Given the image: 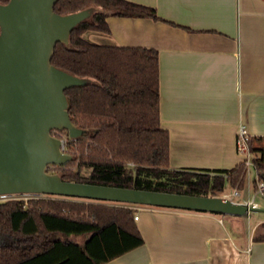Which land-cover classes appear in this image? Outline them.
Listing matches in <instances>:
<instances>
[{
    "label": "trees",
    "instance_id": "trees-1",
    "mask_svg": "<svg viewBox=\"0 0 264 264\" xmlns=\"http://www.w3.org/2000/svg\"><path fill=\"white\" fill-rule=\"evenodd\" d=\"M91 6L92 17L72 30L68 43L59 41L52 57L56 67L91 79L66 89L71 118L85 131L75 138L78 170H62V177L201 195L223 191L227 183L243 187V163L217 170L170 166L158 50L97 43L85 35L110 33L111 13L158 18L156 9L130 0H58L55 10L66 14ZM251 147L262 152L254 162L263 180L264 147L253 138ZM255 239L264 241V222ZM143 243L130 205L53 197L0 202V264H103Z\"/></svg>",
    "mask_w": 264,
    "mask_h": 264
},
{
    "label": "crops",
    "instance_id": "crops-1",
    "mask_svg": "<svg viewBox=\"0 0 264 264\" xmlns=\"http://www.w3.org/2000/svg\"><path fill=\"white\" fill-rule=\"evenodd\" d=\"M130 1L155 8L158 18L111 13L110 33L95 42L158 50L170 166H239V124H247L254 145L264 141V0ZM237 200L260 206L249 187ZM124 205L139 215L144 243L103 264H264V241L255 239L264 218L251 211Z\"/></svg>",
    "mask_w": 264,
    "mask_h": 264
},
{
    "label": "water",
    "instance_id": "water-1",
    "mask_svg": "<svg viewBox=\"0 0 264 264\" xmlns=\"http://www.w3.org/2000/svg\"><path fill=\"white\" fill-rule=\"evenodd\" d=\"M58 0L0 2V194L44 193L243 215L263 206L228 197L64 179L48 166L75 159L54 129L79 138L84 129L69 112L66 89L90 82L52 63L56 44L96 7L62 14Z\"/></svg>",
    "mask_w": 264,
    "mask_h": 264
},
{
    "label": "rangeland",
    "instance_id": "rangeland-1",
    "mask_svg": "<svg viewBox=\"0 0 264 264\" xmlns=\"http://www.w3.org/2000/svg\"><path fill=\"white\" fill-rule=\"evenodd\" d=\"M86 37L90 39L91 41H98L99 35H102L100 32L95 31V30H90L86 32ZM55 135L60 136L61 132L59 131H54L53 132ZM63 136L62 138L65 139V145H66V151L69 153H72L75 156V159L72 161L67 162L66 164L63 165H54L51 164L48 166V171L50 172H58L62 170H78L77 167V160L80 158V151L78 149V143L75 138H70L69 134L67 132H62ZM256 146L264 147V141L256 142ZM256 155L259 157L261 156L262 152L260 151H254ZM78 158V159H77ZM77 159V160H76ZM74 162V163H72ZM131 165V164H130ZM85 173H88L87 169L82 170ZM257 171L255 172V169L252 167L250 169L249 174L247 173L246 176V181L243 187H234L231 184L227 183L226 188L223 191L211 193L210 195H214L217 197H224L225 193H230V197L234 200L238 199H243L247 192H248V187L251 188V194L256 198L257 202L260 204V206L264 207V192L259 191V184L258 180L260 179L258 174H256ZM239 190L240 194L235 195L234 192L235 190ZM9 197H19V198H24L25 200H28L30 197H53V198H68V199H75V200H85V201H94V202H104V203H110V204H127L125 202H115V201H106V200H96V199H88V198H77V197H70V196H62V195H56V194H44V193H12L8 195L7 197H1L0 196V202L5 201V198ZM239 201V200H238ZM251 216L255 218H264V211H251ZM251 220V219H250ZM254 222V221H253Z\"/></svg>",
    "mask_w": 264,
    "mask_h": 264
},
{
    "label": "built area",
    "instance_id": "built-area-1",
    "mask_svg": "<svg viewBox=\"0 0 264 264\" xmlns=\"http://www.w3.org/2000/svg\"><path fill=\"white\" fill-rule=\"evenodd\" d=\"M55 130L61 132L60 136L55 135L54 133L53 134L55 136H58L59 138H61V140H62L61 148L63 151L67 152L66 151V145H65V143H66L65 139L62 138L63 136H61V135H63L62 132H65V131L54 129L52 132H54ZM251 139H252V135L250 133V130H249L247 124L244 122L240 123L238 126V132H237V150H238V153L241 155V163H243L244 166L246 167L247 173L250 172V169L252 167L254 169H256V164L254 162V158H255L256 154L252 150ZM256 171H257V169H256ZM258 184H259V191L264 192V179L263 180L259 179ZM10 194H12V193L0 194V196L1 197H7ZM234 194L239 195L240 194L239 190L238 189L235 190ZM230 195H231L230 193H225L224 197H230ZM10 198H19V197H9V198H5V200L10 199ZM252 204H257V203L253 202ZM138 217H139V215H135L136 219Z\"/></svg>",
    "mask_w": 264,
    "mask_h": 264
}]
</instances>
